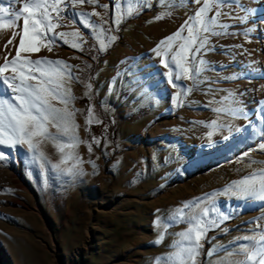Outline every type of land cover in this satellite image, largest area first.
Here are the masks:
<instances>
[{
    "label": "rangeland",
    "instance_id": "1",
    "mask_svg": "<svg viewBox=\"0 0 264 264\" xmlns=\"http://www.w3.org/2000/svg\"><path fill=\"white\" fill-rule=\"evenodd\" d=\"M0 3L22 7L10 0ZM143 3L138 14L119 25L113 21L129 7L126 0L70 6L54 21L59 24L55 32H78L79 37L69 35L64 43L56 36L51 51L38 43L39 52L21 53L32 59H61L70 66L64 84L74 98L67 108L81 142L70 141L52 121L48 131L56 139L34 137L50 163L33 162L26 144L0 145L5 157L0 160V255L5 253L8 264H157L156 258L164 260L176 250L173 242L181 239L176 234L190 226L168 219L187 201L193 205L186 213L217 210L210 211L209 219L218 227L200 240L197 264L244 259L229 255L251 244L237 238L259 237L264 201L238 199L224 189L264 168V150L259 149L264 143V0H240L247 12L231 3L222 6L219 23L227 27L218 26L216 31L223 34L211 35L197 54V65L205 61L197 82H176L193 88L181 97L183 107L174 102L182 88H173L163 75L167 69L161 60L167 58L153 49L201 5L192 0ZM79 12L100 13L90 18L96 26H83ZM164 13L170 14L156 19ZM245 15L247 20H242ZM22 25L21 19L17 27L0 28V65L6 56H15ZM14 31L19 34L7 44ZM111 36L116 39L110 41ZM73 41L81 47H71ZM11 95L0 84V98ZM52 103L65 107L59 100ZM89 109L90 122L104 119L110 127L104 142L91 145V151L85 135ZM212 121L221 127L214 128ZM58 144L65 145L63 152ZM68 153L80 160L66 159L61 168L75 166L83 174L51 167ZM197 197L200 203L194 201ZM222 216L227 219L221 221ZM161 235L162 242L156 243ZM210 249L215 253L207 256Z\"/></svg>",
    "mask_w": 264,
    "mask_h": 264
},
{
    "label": "snow or ice",
    "instance_id": "2",
    "mask_svg": "<svg viewBox=\"0 0 264 264\" xmlns=\"http://www.w3.org/2000/svg\"><path fill=\"white\" fill-rule=\"evenodd\" d=\"M126 2L129 7L114 19L113 22L116 25H119L123 19L138 14L136 9L145 6L143 0H126ZM192 2L201 6L185 20L180 29L162 39L153 49L158 57L167 58L161 60V65L167 69L163 75L168 84L173 88L181 87L183 90L174 97V102L178 107L184 106L181 97L189 94L193 88L183 84L178 85L176 82L184 79L197 82V77L203 70L201 66L205 64L203 59L199 60V65L196 64L197 54L208 45L211 35L223 34L216 31L218 26L220 28L227 27L219 23L220 17L224 14L221 10L222 6L231 3L239 5L247 12L240 0H192ZM10 3L12 5L22 3V7H5L0 3V28L17 27L21 19L23 25L15 56L10 60L6 56L3 65H0V84H3L12 93L10 98H0V145L17 148L26 144L33 154V162L43 160L50 163L45 154L39 150V142H34V137L56 139V135L48 131V125L52 121L56 122L53 126L61 129L63 135L67 136L70 141H74L75 144L81 142L73 131L77 127L73 123V112L67 108L69 101L74 98L70 88L65 87L64 84L65 72L70 71V66L61 59L52 60L46 57L32 59L29 56H22L21 53L25 51L39 52L38 43L43 47H48L51 51L50 45L55 42L53 37L56 36L63 39L64 43H68L66 37L69 35L79 37L78 32H55L59 24L54 21H60L70 6L85 3L96 5L97 0H10ZM98 6L108 8V5ZM214 8H216L215 12H213ZM168 14L170 13L160 14L156 19H162L164 15ZM76 15L83 26L94 28L96 25L91 23L90 18L99 16L100 13L79 12ZM247 18L248 16L245 15L242 20H247ZM185 31L187 35H183ZM102 32L103 29H101ZM18 34L14 31L7 44H12ZM108 39L114 41L116 37L111 36ZM45 40L48 41L47 44L43 43ZM71 47L80 48L81 44L73 41ZM100 47L101 50H104L106 45L102 42ZM9 69L11 70L9 71ZM53 100H59L65 107H56L52 103ZM222 110L216 109V111ZM229 111L235 113L239 109H229ZM88 119L89 122L92 119L91 109H89ZM211 124L214 128L221 127L217 121H212ZM239 130L237 129V131ZM212 135V132L208 133L209 138ZM212 143L215 142L210 139V144ZM56 147L58 151L63 152L65 145L58 144ZM259 149L264 150V143L259 144ZM89 151H91V145H89ZM4 158V153L0 151V160ZM66 159H74L77 162L80 160L73 153H68L67 156L62 157L60 163L52 164L51 167L61 172L83 174V170L75 166L61 168V164ZM93 166L95 167L94 162ZM224 192L238 199L264 201V168L257 169L240 180L232 181L225 186ZM205 195L207 196V194ZM194 201L200 203L201 198H194ZM192 205L193 201L184 202L183 207L175 209L168 217L169 221L173 223L187 221L190 226L187 230L176 234L181 237L179 241L173 242V247L176 250L167 254V258L164 260L156 258L157 264H197V258L203 249L200 240L206 237L210 229L218 227L214 219H209L210 211L217 210L215 207L211 209L204 207L198 213H186V209ZM223 219H227V217L222 216L221 221ZM258 227L262 229L259 237H238L237 240L250 241L251 244L241 245L235 253L229 254L230 257L242 255L244 259H230L227 264H264V225H258ZM162 240L163 235L156 243H161ZM214 253L215 249H210L206 255L212 256Z\"/></svg>",
    "mask_w": 264,
    "mask_h": 264
},
{
    "label": "trees",
    "instance_id": "3",
    "mask_svg": "<svg viewBox=\"0 0 264 264\" xmlns=\"http://www.w3.org/2000/svg\"><path fill=\"white\" fill-rule=\"evenodd\" d=\"M109 132L110 127L104 119L87 122L85 125L86 139L88 143L93 146L101 145Z\"/></svg>",
    "mask_w": 264,
    "mask_h": 264
},
{
    "label": "bare ground",
    "instance_id": "4",
    "mask_svg": "<svg viewBox=\"0 0 264 264\" xmlns=\"http://www.w3.org/2000/svg\"><path fill=\"white\" fill-rule=\"evenodd\" d=\"M0 264H8V258L6 257L5 253H1L0 255Z\"/></svg>",
    "mask_w": 264,
    "mask_h": 264
}]
</instances>
